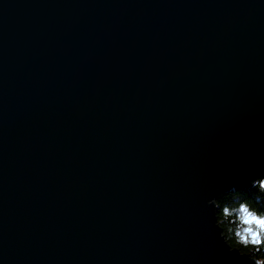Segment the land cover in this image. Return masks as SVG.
Here are the masks:
<instances>
[{
    "label": "water",
    "instance_id": "1",
    "mask_svg": "<svg viewBox=\"0 0 264 264\" xmlns=\"http://www.w3.org/2000/svg\"><path fill=\"white\" fill-rule=\"evenodd\" d=\"M260 175L264 0H0V264H253Z\"/></svg>",
    "mask_w": 264,
    "mask_h": 264
},
{
    "label": "clouds",
    "instance_id": "2",
    "mask_svg": "<svg viewBox=\"0 0 264 264\" xmlns=\"http://www.w3.org/2000/svg\"><path fill=\"white\" fill-rule=\"evenodd\" d=\"M249 183L251 195L232 188L205 204L215 209L214 226L228 250L264 264V175Z\"/></svg>",
    "mask_w": 264,
    "mask_h": 264
},
{
    "label": "trees",
    "instance_id": "3",
    "mask_svg": "<svg viewBox=\"0 0 264 264\" xmlns=\"http://www.w3.org/2000/svg\"><path fill=\"white\" fill-rule=\"evenodd\" d=\"M239 191H242V192H247L249 195H251V192L249 191L250 188H247V189H237ZM229 192V191H228ZM224 193V192H223ZM227 193V192H226ZM221 193H219L216 197H218Z\"/></svg>",
    "mask_w": 264,
    "mask_h": 264
},
{
    "label": "rangeland",
    "instance_id": "4",
    "mask_svg": "<svg viewBox=\"0 0 264 264\" xmlns=\"http://www.w3.org/2000/svg\"><path fill=\"white\" fill-rule=\"evenodd\" d=\"M250 188V187H249Z\"/></svg>",
    "mask_w": 264,
    "mask_h": 264
}]
</instances>
